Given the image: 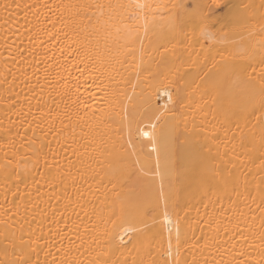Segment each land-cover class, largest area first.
Masks as SVG:
<instances>
[{
	"label": "bare ground",
	"instance_id": "bare-ground-1",
	"mask_svg": "<svg viewBox=\"0 0 264 264\" xmlns=\"http://www.w3.org/2000/svg\"><path fill=\"white\" fill-rule=\"evenodd\" d=\"M0 264H264V0H0Z\"/></svg>",
	"mask_w": 264,
	"mask_h": 264
},
{
	"label": "rangeland",
	"instance_id": "rangeland-1",
	"mask_svg": "<svg viewBox=\"0 0 264 264\" xmlns=\"http://www.w3.org/2000/svg\"><path fill=\"white\" fill-rule=\"evenodd\" d=\"M215 28V27H214Z\"/></svg>",
	"mask_w": 264,
	"mask_h": 264
}]
</instances>
